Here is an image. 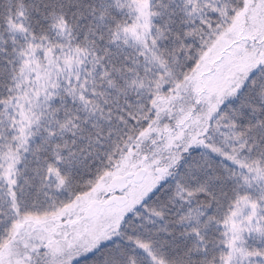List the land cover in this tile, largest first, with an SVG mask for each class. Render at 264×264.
Listing matches in <instances>:
<instances>
[{
    "label": "snow or ice",
    "instance_id": "snow-or-ice-1",
    "mask_svg": "<svg viewBox=\"0 0 264 264\" xmlns=\"http://www.w3.org/2000/svg\"><path fill=\"white\" fill-rule=\"evenodd\" d=\"M0 264H264V0H0Z\"/></svg>",
    "mask_w": 264,
    "mask_h": 264
}]
</instances>
